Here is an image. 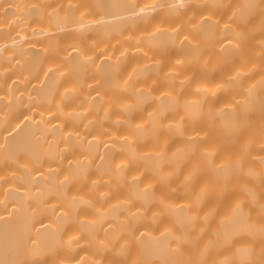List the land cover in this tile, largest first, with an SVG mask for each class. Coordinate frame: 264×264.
I'll return each mask as SVG.
<instances>
[{"label": "bare ground", "instance_id": "obj_1", "mask_svg": "<svg viewBox=\"0 0 264 264\" xmlns=\"http://www.w3.org/2000/svg\"><path fill=\"white\" fill-rule=\"evenodd\" d=\"M0 264H264V0H0Z\"/></svg>", "mask_w": 264, "mask_h": 264}]
</instances>
